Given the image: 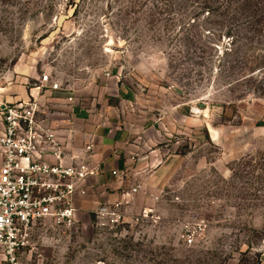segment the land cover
I'll return each instance as SVG.
<instances>
[{
	"label": "rangeland",
	"instance_id": "rangeland-1",
	"mask_svg": "<svg viewBox=\"0 0 264 264\" xmlns=\"http://www.w3.org/2000/svg\"><path fill=\"white\" fill-rule=\"evenodd\" d=\"M44 72L81 124L127 132L107 190L140 185L131 213L161 218L101 224L93 208L119 195L100 196L72 227L37 226L20 264H264V0H0V97Z\"/></svg>",
	"mask_w": 264,
	"mask_h": 264
},
{
	"label": "built area",
	"instance_id": "built-area-1",
	"mask_svg": "<svg viewBox=\"0 0 264 264\" xmlns=\"http://www.w3.org/2000/svg\"><path fill=\"white\" fill-rule=\"evenodd\" d=\"M65 89L59 78L44 72L28 87L26 97L0 100V246L6 264H20V250L37 226L77 224L81 203L99 189L96 178L105 160L94 159L93 134L76 128L77 98ZM62 92L66 95H58L56 104L62 110L53 112L49 97ZM111 174L122 178L119 169ZM139 188L121 189L116 198L99 201L93 208L99 223L119 227L158 221L161 215L154 206L131 213V198ZM162 193L153 200L160 201ZM196 232L197 228L184 232L189 245Z\"/></svg>",
	"mask_w": 264,
	"mask_h": 264
},
{
	"label": "crops",
	"instance_id": "crops-1",
	"mask_svg": "<svg viewBox=\"0 0 264 264\" xmlns=\"http://www.w3.org/2000/svg\"><path fill=\"white\" fill-rule=\"evenodd\" d=\"M17 98H20V97L13 96L11 97V99H9L8 97L5 98L3 95H1L0 100H3V99L14 100ZM77 121H79L78 125L76 124V128H78V130L87 132L88 134L89 133L93 134V139H94V144H95V155H94L95 161L105 160L104 171L101 175L97 176L96 178V182L98 184L99 189L97 190V192L91 193L88 200L84 201V203L92 204V202H94V200L97 197H100V196L104 197V195H109L113 197L116 194L119 195L120 190L117 192H111L110 190L109 191L107 190V187H110L114 191V189L119 185L118 182L113 180V176L111 174L112 169H115V168L120 169L119 166H117L116 164L117 154H115V152L120 150V153L123 152L126 159L129 160L131 158L130 154H131V148H133V146L128 143L127 141L128 139L126 140L127 132L122 129L113 128L111 127V124H105L103 129H101L99 125L91 126L87 124L86 126L83 123L81 124L80 118ZM98 130H101V131L98 133ZM118 147H120V149H117ZM1 164H2V154L0 152V166ZM170 167L171 165H166V163L161 164L160 169L155 174V178H153L151 181L155 184L161 183L162 179L164 178L165 174L168 172ZM101 189H104V191H101Z\"/></svg>",
	"mask_w": 264,
	"mask_h": 264
},
{
	"label": "bare ground",
	"instance_id": "bare-ground-1",
	"mask_svg": "<svg viewBox=\"0 0 264 264\" xmlns=\"http://www.w3.org/2000/svg\"><path fill=\"white\" fill-rule=\"evenodd\" d=\"M211 128V131L213 132V135H214V137H215V139H217V130L216 129H214L213 127H210Z\"/></svg>",
	"mask_w": 264,
	"mask_h": 264
},
{
	"label": "water",
	"instance_id": "water-1",
	"mask_svg": "<svg viewBox=\"0 0 264 264\" xmlns=\"http://www.w3.org/2000/svg\"><path fill=\"white\" fill-rule=\"evenodd\" d=\"M202 105H204V103H203ZM217 135H218V132H217ZM211 137H212L214 140H216L215 137H214V135H213V132H212V131H211ZM216 137H217V136H216Z\"/></svg>",
	"mask_w": 264,
	"mask_h": 264
},
{
	"label": "trees",
	"instance_id": "trees-1",
	"mask_svg": "<svg viewBox=\"0 0 264 264\" xmlns=\"http://www.w3.org/2000/svg\"><path fill=\"white\" fill-rule=\"evenodd\" d=\"M207 7H209V6H207Z\"/></svg>",
	"mask_w": 264,
	"mask_h": 264
}]
</instances>
